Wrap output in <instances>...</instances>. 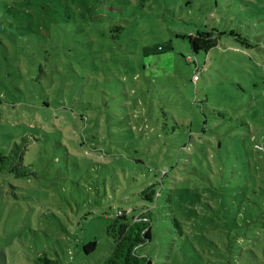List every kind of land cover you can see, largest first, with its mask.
Listing matches in <instances>:
<instances>
[{
  "label": "rangeland",
  "instance_id": "1",
  "mask_svg": "<svg viewBox=\"0 0 264 264\" xmlns=\"http://www.w3.org/2000/svg\"><path fill=\"white\" fill-rule=\"evenodd\" d=\"M14 142L34 174L0 172V264H101L152 183L150 264H264V0H0Z\"/></svg>",
  "mask_w": 264,
  "mask_h": 264
},
{
  "label": "trees",
  "instance_id": "2",
  "mask_svg": "<svg viewBox=\"0 0 264 264\" xmlns=\"http://www.w3.org/2000/svg\"><path fill=\"white\" fill-rule=\"evenodd\" d=\"M221 32L215 28L204 31H197L189 35V41L194 52L202 50L208 52L218 44ZM195 76V75H194ZM195 79V78H194ZM18 142H14L6 153L0 152V172H14L16 176H26L34 174V171L23 163L24 150ZM257 161V160H256ZM254 166L249 186L245 191H264V164ZM260 170L263 172L260 175ZM263 177V178H261ZM160 191L156 188V183L145 187L139 193V199L145 204L137 205L130 211L117 210L116 217L107 226V233L113 239L110 253L101 264H150L151 260L140 251L141 247L152 238V224L154 209L158 206ZM96 247V241L90 240L83 245L85 252H90ZM38 264H57L55 259H50L46 254L40 255ZM43 261V263H40Z\"/></svg>",
  "mask_w": 264,
  "mask_h": 264
},
{
  "label": "built area",
  "instance_id": "3",
  "mask_svg": "<svg viewBox=\"0 0 264 264\" xmlns=\"http://www.w3.org/2000/svg\"><path fill=\"white\" fill-rule=\"evenodd\" d=\"M194 78L196 79V78H197V76L195 75V76H194Z\"/></svg>",
  "mask_w": 264,
  "mask_h": 264
}]
</instances>
